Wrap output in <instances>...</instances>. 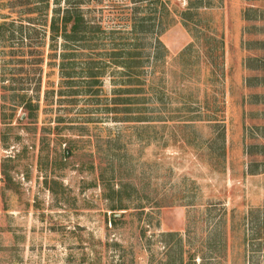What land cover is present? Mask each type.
I'll list each match as a JSON object with an SVG mask.
<instances>
[{"label":"rangeland","instance_id":"374dc122","mask_svg":"<svg viewBox=\"0 0 264 264\" xmlns=\"http://www.w3.org/2000/svg\"><path fill=\"white\" fill-rule=\"evenodd\" d=\"M131 44L144 120L110 108ZM0 264H264V0H0Z\"/></svg>","mask_w":264,"mask_h":264},{"label":"trees","instance_id":"16d2710c","mask_svg":"<svg viewBox=\"0 0 264 264\" xmlns=\"http://www.w3.org/2000/svg\"><path fill=\"white\" fill-rule=\"evenodd\" d=\"M165 26V25H164ZM50 38L54 39L56 36H60L63 39V45L65 41H79L89 30V24L83 20L81 13L77 8H65L60 16H52V18L48 22ZM163 26L160 28V30ZM67 53H60V60L58 61V66L60 70V81L63 82L69 88V93L76 91V86L73 84V80L70 76H68L69 67L74 61L71 62L64 60V56ZM69 54H75V52H70ZM54 55H49V57H53ZM155 56V54H154ZM107 57L119 70L121 74L118 85H114L112 88V95L110 96V108L111 111L116 113H120V120H130L133 118L135 120H144V118L140 117L141 106L140 98H142L140 94V65L142 63V55L138 48L131 44L130 46H124L120 49L112 48L107 54ZM92 60H85V72L90 80L87 81V86L89 84H96L97 79H99L97 75V71L92 70ZM70 63V64H69ZM134 113V114H131ZM118 208H121L118 206Z\"/></svg>","mask_w":264,"mask_h":264}]
</instances>
